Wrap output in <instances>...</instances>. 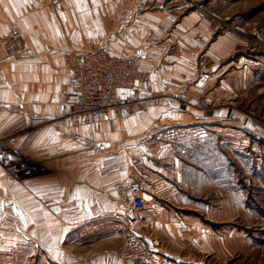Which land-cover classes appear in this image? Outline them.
<instances>
[{
	"label": "crops",
	"instance_id": "crops-1",
	"mask_svg": "<svg viewBox=\"0 0 264 264\" xmlns=\"http://www.w3.org/2000/svg\"><path fill=\"white\" fill-rule=\"evenodd\" d=\"M180 15L172 0H0V36L15 28L35 52L7 59L0 48V141L47 169L18 181L0 160V196L25 214L21 221L8 208L5 218L21 231L9 228L0 258L17 260L27 247L34 264H120L115 251L133 227L152 245L157 264H198L182 255L202 250L210 235L194 211H208L210 200L199 196L208 180L221 186L216 166L205 170L183 158V141L156 148L152 159L142 153L150 130L187 129L193 120L161 96L192 78L190 61L208 44L212 22L197 10ZM97 49L136 60L152 78L151 92L131 113L74 123L63 103L62 86L73 84L64 57ZM217 115L210 121L220 122ZM128 183L141 184L147 199L137 213L117 195ZM193 183L199 197L188 191ZM77 190L82 199L73 198ZM222 202L240 211L239 197Z\"/></svg>",
	"mask_w": 264,
	"mask_h": 264
},
{
	"label": "rangeland",
	"instance_id": "rangeland-1",
	"mask_svg": "<svg viewBox=\"0 0 264 264\" xmlns=\"http://www.w3.org/2000/svg\"><path fill=\"white\" fill-rule=\"evenodd\" d=\"M172 1L174 7L180 9V17L193 10L209 17L212 36L208 44H200L190 61L192 78H186L180 89H166L161 96L173 112L184 113L187 120L192 118L191 126L158 133L150 130L152 132L146 134L148 150L142 153L155 155L156 148L168 143L175 146L183 141L180 150L183 158L205 170L216 166L215 181L221 186L212 188L208 180V188L201 189L205 191L199 195L210 200L208 211L205 206L199 212L194 211L195 218H204L205 235L207 226L210 235L202 250L182 255L185 262L264 264V0ZM203 6L204 11L214 17L199 11ZM14 32L18 30L11 29L0 39ZM22 39L29 47L25 38ZM223 39L228 46L223 47ZM75 53L65 55V66L67 58ZM167 97L183 101L180 105H171ZM214 113L218 114L220 122L210 121ZM191 187H187L191 196L199 197L194 192L198 188L196 184ZM2 197L0 201L5 205L3 214L6 216L12 199ZM228 197H239V212L222 202V198ZM131 228L135 232V228ZM0 231L4 233L0 237L3 241L9 227L5 225ZM0 264L34 263L28 260L27 247H21L17 260L0 258Z\"/></svg>",
	"mask_w": 264,
	"mask_h": 264
},
{
	"label": "built area",
	"instance_id": "built-area-1",
	"mask_svg": "<svg viewBox=\"0 0 264 264\" xmlns=\"http://www.w3.org/2000/svg\"><path fill=\"white\" fill-rule=\"evenodd\" d=\"M0 47L9 59H30L35 55L17 32L0 39ZM72 73L73 84L65 85L63 103L69 110L68 118L74 122L92 123L114 113L121 116L131 113L133 106L150 94L152 78L141 70L135 60L119 58L107 50L75 53L66 60ZM171 105H180L182 98L167 97ZM12 142V141H11ZM0 160L16 180L45 174V166L29 156H16L4 141H0ZM140 184L128 183L118 187L121 205L133 213L147 205ZM123 246L115 251L120 264H157L158 257L149 242L130 230Z\"/></svg>",
	"mask_w": 264,
	"mask_h": 264
},
{
	"label": "snow or ice",
	"instance_id": "snow-or-ice-1",
	"mask_svg": "<svg viewBox=\"0 0 264 264\" xmlns=\"http://www.w3.org/2000/svg\"><path fill=\"white\" fill-rule=\"evenodd\" d=\"M249 127H250V125H249ZM73 198L74 199H82L81 195L79 194V190H77V194H75ZM10 203H12V211L15 212L16 217H18L21 221H24L25 220V214L23 212L17 210V205L14 202H10ZM4 208H5V205H4L3 201H0V228H3L6 225L9 228H14L15 233H19L21 231V228L16 227L15 225H12L9 223V221L5 218V215L3 214ZM22 226L24 228H27V223L25 222ZM35 235H36V233L33 232L32 236H35ZM3 236H4V233L2 231H0V237H3ZM20 239L22 241L27 242L26 238L23 236H21ZM9 242L11 243V241H9ZM0 247H4L6 250V246H0ZM48 251L51 252L52 248L48 247ZM60 256H61V253L57 251L55 253L54 258L59 259Z\"/></svg>",
	"mask_w": 264,
	"mask_h": 264
}]
</instances>
